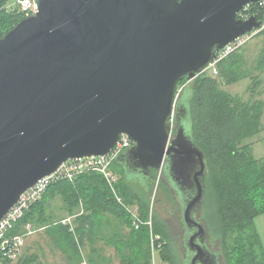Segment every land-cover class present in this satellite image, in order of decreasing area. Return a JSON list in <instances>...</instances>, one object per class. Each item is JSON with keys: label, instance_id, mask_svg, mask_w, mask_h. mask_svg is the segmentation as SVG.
<instances>
[{"label": "water", "instance_id": "1", "mask_svg": "<svg viewBox=\"0 0 264 264\" xmlns=\"http://www.w3.org/2000/svg\"><path fill=\"white\" fill-rule=\"evenodd\" d=\"M259 1L38 0L0 38V221L63 163L108 155L126 134L127 179L161 172L181 199L185 264H220L198 217L208 162L177 91L261 27L238 18Z\"/></svg>", "mask_w": 264, "mask_h": 264}, {"label": "trees", "instance_id": "2", "mask_svg": "<svg viewBox=\"0 0 264 264\" xmlns=\"http://www.w3.org/2000/svg\"><path fill=\"white\" fill-rule=\"evenodd\" d=\"M12 1L0 0V38L25 18L18 6L9 8ZM239 53L235 52L219 62L217 75L204 72L192 84L186 78L182 80L180 84L187 81V85L180 92L179 101L185 103L188 100L192 134L208 162L206 195L201 212L209 235L221 240L227 264H264V247L254 225L256 217L264 214V159L254 158L250 144L245 142L262 129L264 101L259 94L262 80L257 75L253 76L255 81L250 86L248 99L232 95L223 87L241 78L239 65L243 58ZM258 62L257 70L264 72V49ZM116 163L117 160L113 166ZM116 172L120 176L118 189L125 202L136 203L138 208H133L139 209L143 221L151 219L153 222L152 227L148 223L141 224L139 229L132 227L136 251L130 257L125 252L121 253L123 264H136L137 256L151 253V247H144L143 238H147L150 246L152 230L162 239L157 249L163 260L178 264L166 224L151 214L150 205L132 188L125 170ZM154 172L158 171H153V176ZM163 184L167 191L173 190L169 183ZM59 195L68 214L76 216L75 232L70 224L60 221L59 216L48 214L51 201ZM81 205L85 213L76 215ZM105 218L119 220L120 224L132 225L133 222L131 215L112 194L104 176L96 171L85 172L74 180L53 183L43 198L34 203L17 222L13 233H23L27 224L44 226L54 246L69 260L80 262L81 246H90L91 252L96 250L94 236ZM30 258L32 260V256ZM35 259L38 264H45L39 258ZM0 260L3 259L0 257ZM90 261L95 263L94 258ZM145 264L151 262L147 260Z\"/></svg>", "mask_w": 264, "mask_h": 264}, {"label": "rangeland", "instance_id": "3", "mask_svg": "<svg viewBox=\"0 0 264 264\" xmlns=\"http://www.w3.org/2000/svg\"><path fill=\"white\" fill-rule=\"evenodd\" d=\"M17 6V0H13L9 8L15 9ZM263 49L264 33H261L251 39L239 50V54L243 57L239 65V75H241V78L234 83L223 86L232 95H240L243 98L248 99L250 97V86L255 81V79L253 80V76L257 75L262 80L261 86L259 87V94L260 98L264 101V72H260L256 68L258 66L257 64H259L258 61ZM186 85L187 81L179 85L180 92L183 91ZM245 142L250 144L251 153L254 158L264 159V114L262 116V129L260 133ZM123 169L124 168L118 163L113 166V170L118 177V184L120 182V176L116 171H121ZM154 176L155 179L148 180L142 175H139L131 180L132 183H130V185L135 191H137L140 195L139 197L150 205L149 208L151 214L157 217L159 221L166 224L169 232V241L172 251L177 258V263L185 264V262H187L186 260H189V251L186 250L184 243L185 228L182 218L181 199L177 196L174 190L167 191L163 183L168 182L161 172H154ZM130 205L134 207L136 206V203L128 204V206ZM127 212L129 213L128 210ZM51 213L59 216L58 219H60V221L71 216L66 211L65 203L60 195L51 201L48 214ZM83 213H85V209L81 205L80 209L76 212V215ZM73 216L74 218L76 217L75 215ZM198 217L202 222H205L203 211L199 212ZM120 222L121 221L113 218L110 220L108 218L102 220V226H100L94 236L96 250L91 252L90 246H81L82 260L80 262L69 260L61 250L54 246L51 236L47 233L46 227L34 226V232L26 237L25 246L20 258L14 260V262L0 260V264H38V261L35 258H39V261H42L45 264H123L124 262L122 261L120 254L125 252L128 257L134 256L136 251V237L132 232V227H134L133 222L132 225L120 224ZM74 226L76 227L75 223ZM143 239L144 247H151V253L146 254L147 256H145L144 253H142L141 256L136 255L138 257V262L136 264H145L147 260H149L151 264H169V262L163 260L158 252V243L161 244L162 239L159 238L160 240L155 241V247H153L152 234H150V246L149 243L146 242L147 238L144 237ZM208 243L212 250L218 253L220 264H227V257L219 237L210 234L208 236ZM262 245L264 247V242ZM119 248L122 250H119ZM31 256L32 260L30 258ZM33 256H35L34 259ZM91 258L95 259V263H91Z\"/></svg>", "mask_w": 264, "mask_h": 264}, {"label": "built area", "instance_id": "4", "mask_svg": "<svg viewBox=\"0 0 264 264\" xmlns=\"http://www.w3.org/2000/svg\"><path fill=\"white\" fill-rule=\"evenodd\" d=\"M17 4L20 12H22L25 17L38 12V0H17ZM251 16H257L259 20L262 21L261 27L245 33L226 45L224 48L217 51L216 58L208 66L206 72H210L214 75L218 74L219 62L225 60L231 54L238 52L251 39L260 35L264 31V0L248 3L238 12V18L242 20H247ZM180 91L181 90L178 87L177 95L180 94ZM133 145L134 142L130 139V137L123 134L110 154L104 156H89L78 159H70L63 163L55 173L44 177L34 187L26 191L18 203L0 221V257L3 260L10 261L18 260L20 258L23 253L26 237L33 233L34 230L31 224H27L25 226V231L23 233L16 234L13 233V230L15 229L17 222L24 216L25 212L28 211L34 203L43 198L52 184L65 179L74 180L78 175L85 172L96 171L104 176L112 194L117 201L129 211L133 218V224L137 229H139L140 225L143 223H148L152 227L151 220L143 221L139 210L128 206V204L124 202V198L118 189L117 174L113 170V164L115 163L117 157ZM74 219L75 218L72 215L63 219L62 222L70 224L71 230L75 232ZM151 234L153 247H155V241L160 240V236L154 234L153 230Z\"/></svg>", "mask_w": 264, "mask_h": 264}, {"label": "crops", "instance_id": "5", "mask_svg": "<svg viewBox=\"0 0 264 264\" xmlns=\"http://www.w3.org/2000/svg\"><path fill=\"white\" fill-rule=\"evenodd\" d=\"M243 58V57H242ZM255 227L257 229V231L259 232L260 234V237H261V240H262V243L264 242L263 239H264V214L256 217L255 219ZM14 262V261H13ZM18 264V263H17Z\"/></svg>", "mask_w": 264, "mask_h": 264}, {"label": "flooded vegetation", "instance_id": "6", "mask_svg": "<svg viewBox=\"0 0 264 264\" xmlns=\"http://www.w3.org/2000/svg\"><path fill=\"white\" fill-rule=\"evenodd\" d=\"M130 149V148H129ZM128 150V149H127ZM153 175L152 176H150V177H145L146 179L148 178V180H152L153 179Z\"/></svg>", "mask_w": 264, "mask_h": 264}]
</instances>
